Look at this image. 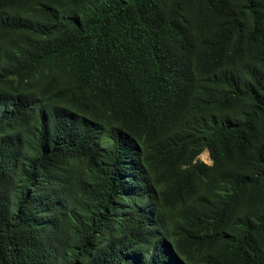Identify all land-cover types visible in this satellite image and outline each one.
Instances as JSON below:
<instances>
[{
	"label": "trees",
	"instance_id": "16d2710c",
	"mask_svg": "<svg viewBox=\"0 0 264 264\" xmlns=\"http://www.w3.org/2000/svg\"><path fill=\"white\" fill-rule=\"evenodd\" d=\"M0 264H264V0H0Z\"/></svg>",
	"mask_w": 264,
	"mask_h": 264
},
{
	"label": "rangeland",
	"instance_id": "374dc122",
	"mask_svg": "<svg viewBox=\"0 0 264 264\" xmlns=\"http://www.w3.org/2000/svg\"><path fill=\"white\" fill-rule=\"evenodd\" d=\"M208 153V151H205L202 155H201V160L206 162L207 164H211V160L209 158V155H208V158H205L204 155Z\"/></svg>",
	"mask_w": 264,
	"mask_h": 264
},
{
	"label": "clouds",
	"instance_id": "9594fccd",
	"mask_svg": "<svg viewBox=\"0 0 264 264\" xmlns=\"http://www.w3.org/2000/svg\"><path fill=\"white\" fill-rule=\"evenodd\" d=\"M205 151H208V150H205ZM205 151H204V152H205ZM204 152H203V153H204ZM203 153H202V154H203ZM202 154H201V155H202ZM207 154L209 155V158H210V160H211V157H210V153H209V151H208ZM201 155H200L199 159H201ZM203 162H204V161H203ZM204 163H206V162H204ZM206 164H207V163H206ZM211 164H212V160H211ZM211 164H209V165H211Z\"/></svg>",
	"mask_w": 264,
	"mask_h": 264
},
{
	"label": "bare ground",
	"instance_id": "6f19581e",
	"mask_svg": "<svg viewBox=\"0 0 264 264\" xmlns=\"http://www.w3.org/2000/svg\"><path fill=\"white\" fill-rule=\"evenodd\" d=\"M206 155H204V157H205Z\"/></svg>",
	"mask_w": 264,
	"mask_h": 264
}]
</instances>
